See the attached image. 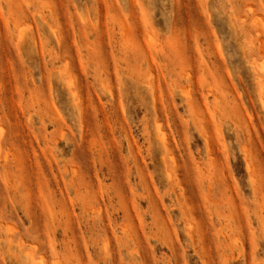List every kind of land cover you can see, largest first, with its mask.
Instances as JSON below:
<instances>
[{
	"label": "rangeland",
	"instance_id": "obj_1",
	"mask_svg": "<svg viewBox=\"0 0 264 264\" xmlns=\"http://www.w3.org/2000/svg\"><path fill=\"white\" fill-rule=\"evenodd\" d=\"M0 264H264V0H0Z\"/></svg>",
	"mask_w": 264,
	"mask_h": 264
}]
</instances>
